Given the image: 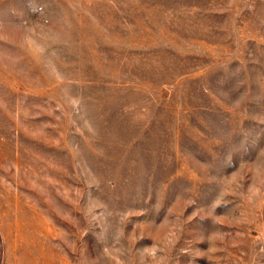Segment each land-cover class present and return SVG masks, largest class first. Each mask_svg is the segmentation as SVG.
Segmentation results:
<instances>
[{"label":"rangeland","instance_id":"obj_1","mask_svg":"<svg viewBox=\"0 0 264 264\" xmlns=\"http://www.w3.org/2000/svg\"><path fill=\"white\" fill-rule=\"evenodd\" d=\"M0 264H264V0H0Z\"/></svg>","mask_w":264,"mask_h":264}]
</instances>
